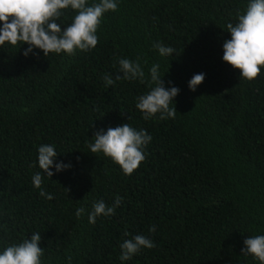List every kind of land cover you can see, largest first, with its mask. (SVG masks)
<instances>
[{"label": "trees", "instance_id": "16d2710c", "mask_svg": "<svg viewBox=\"0 0 264 264\" xmlns=\"http://www.w3.org/2000/svg\"><path fill=\"white\" fill-rule=\"evenodd\" d=\"M117 2L102 18L96 48L74 57L0 46V252L39 232L42 264H260L241 250L249 236L264 235V67L248 81L222 58L227 24L249 0ZM74 15L64 10L58 23ZM159 42L175 53L161 56ZM137 57L145 83L105 87L102 77L116 75L120 58ZM154 64L166 88L180 89L174 119L145 120L136 108L155 86ZM199 73L205 79L192 91ZM124 123L152 137L131 175L88 148L96 131ZM43 144L55 146V163L71 167H53L48 177L38 165ZM117 196L114 215L89 223L94 201L111 206ZM79 207L86 211L77 218ZM137 234L156 247L121 261L120 244Z\"/></svg>", "mask_w": 264, "mask_h": 264}, {"label": "clouds", "instance_id": "9594fccd", "mask_svg": "<svg viewBox=\"0 0 264 264\" xmlns=\"http://www.w3.org/2000/svg\"><path fill=\"white\" fill-rule=\"evenodd\" d=\"M71 9L75 15L72 22L62 27L60 21L64 10ZM118 10L117 0H99V3L89 5L88 0H0V46L5 44L17 46L29 45L24 52L25 56L34 49L43 51L46 57L51 53L67 54L70 57L77 52H87L96 48L99 42L98 28L105 13ZM235 24L229 22L227 31L231 38L223 44V61L233 68L240 70V78L252 81L256 79L261 68L264 67V0H249L246 9L237 14ZM161 56H171L175 53L172 47L162 42L154 43ZM119 69L115 76L106 73L102 79L105 87L112 86L116 80H139L146 82L145 72L141 67L139 57L135 61L128 58L119 59ZM159 65L150 68V83L155 85L150 90L137 97L136 108L143 113V119L150 120L159 114V119H174L176 107H170L180 89L173 86L166 88L159 74ZM123 73V75H120ZM204 73L193 75L189 81V88L195 91L203 83ZM93 142L88 144L92 153H103L120 166L125 175H131L142 161L146 159L145 148L152 137L144 129L137 130L124 123L107 131L100 129L94 133ZM58 156L54 145L43 144L38 148V165L48 177L56 172L71 167L63 162L55 163ZM35 167V165H33ZM42 176L39 172L33 175L32 183L35 188H41ZM66 191H70L66 189ZM40 195L48 200L53 199L49 193L40 191ZM122 197L117 196L113 205H107L102 199L94 201L92 210L88 213L89 223L95 224L99 216L109 217L115 214L120 206ZM86 209H76V216L80 218ZM150 232H155L153 225ZM125 236L130 235L125 233ZM41 234L35 232L31 238L24 239L19 244H13L0 252V264H42L44 255L41 245ZM245 247L242 255H251L260 264H264V235L249 236L244 240ZM155 243L145 235L137 234L131 239H125L120 244L122 250L121 261L130 260L141 249H152ZM69 261L71 257L69 256Z\"/></svg>", "mask_w": 264, "mask_h": 264}]
</instances>
